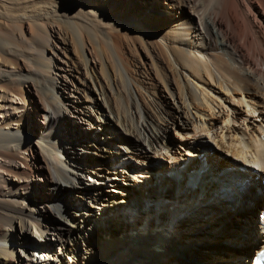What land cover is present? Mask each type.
Masks as SVG:
<instances>
[{
	"label": "bare ground",
	"instance_id": "obj_1",
	"mask_svg": "<svg viewBox=\"0 0 264 264\" xmlns=\"http://www.w3.org/2000/svg\"><path fill=\"white\" fill-rule=\"evenodd\" d=\"M144 2L130 9L127 0H0V110L27 82L44 124L36 137L6 118L0 124V169L18 184L0 183V264H221L222 244L237 248L233 264H250L263 244L264 0ZM114 38L147 50L149 81L141 80L155 87L160 106L125 69ZM104 47L135 117L113 107L100 85L99 71L109 84L113 77ZM68 122H88L79 137H99L95 151L70 153L77 128ZM31 144L25 160L41 171L37 181L46 167L45 189L17 166ZM53 215L62 223L52 224Z\"/></svg>",
	"mask_w": 264,
	"mask_h": 264
},
{
	"label": "rangeland",
	"instance_id": "obj_2",
	"mask_svg": "<svg viewBox=\"0 0 264 264\" xmlns=\"http://www.w3.org/2000/svg\"><path fill=\"white\" fill-rule=\"evenodd\" d=\"M131 1H133V3L138 7V9H144V8H146L145 7L146 4H145L144 0H127V6H129L130 9L131 8L134 9L133 4H131ZM101 4H103V3H101ZM161 6H162V8H159L158 9L159 12L160 11H163L162 9H165L166 8V5H164V4L161 5ZM156 12H157V10H156ZM24 27L26 28V26H24ZM25 28H24L25 34L28 35L27 34L28 31H26ZM83 39H84V41H86L87 40V37H85V35H83ZM68 40H69L68 42H70V44H69L70 46L69 45L68 46L69 47L72 46V50H74V54H75L79 50L77 49V47H75V44L73 43V39L69 35H68ZM114 40H115L116 49H117L120 57L122 56L121 59H122L123 65L125 64V66H126L125 69L130 73V75L132 76L133 80L136 81V83L138 85H142L143 87L145 86L146 89H144V90H146L147 93H150V95L153 97L156 94V92H157V91H155V87H153L152 85H150L151 87H153V89H152L150 86H146L145 83H143L144 80L149 81L147 79V77L145 76V74L142 73V71H144L143 70L144 67H146V66L149 65V59L147 58L148 55H147V52H146L147 50H144L143 48L140 47L139 44H137V43H135L133 41L123 40V41H120L119 42V40H116L115 38H114ZM55 41H56L58 47H60V46L62 47V44L57 39ZM71 42H72V44H71ZM70 51H71V49H70ZM70 51H68V54L73 55V51H71V52ZM103 51H104V55L105 54L107 56L109 55V58H106V59L109 60V61H111V63L108 61L110 64L108 62L105 63V67L107 66L106 69H107L108 75H109L108 78L110 79L112 76L113 77L110 79V81H111L110 82L111 85H110L107 82V79L106 78L104 80L105 82L103 81V78L105 77L104 76L105 75L104 74V71H102V72L99 71L100 74L98 73V80H100V85L102 86V84H103L104 91L106 92V94L108 96V100L110 99L109 103L113 107H115V108H118L119 107L118 108V111L121 112V114L122 113H125V116H128L130 114V112H132L133 115H134V117H135V114H134L135 102H134L133 97L130 96L132 94L129 92V90L126 87V85H124L125 83H124L121 75H118V74L116 75V73H115L116 72V70H115L116 68L113 65L114 63H113V61L111 59V55L109 54L108 49L104 47L103 48ZM61 52L62 51L56 50V53L57 54H60L61 55ZM48 55H51V54L48 52ZM76 55H77V53H76ZM91 55L93 57H97L95 51L92 52ZM106 55H105V57H107ZM13 63L16 66H18L19 68H21V66H22V63L19 60L18 61H13ZM160 63L158 62V64L159 65H162V67H163V64H160ZM134 71H136V72H134ZM163 71L165 72V70H163ZM154 73H157L158 74L159 71L158 70L156 72L154 71ZM101 74L102 75L104 74V75L101 76ZM140 75H142L143 77L140 76ZM80 77H82V76H80ZM141 78L144 79V80H141ZM155 78H156V80L158 79L157 75H156ZM121 80H122V83H121ZM168 80H169V78H168ZM78 81H79L78 79H75L74 78V90H75V85L76 86L78 85ZM154 81H155V79H154ZM105 83H106V85H105ZM147 87H149V88H147ZM111 88H112V92L110 91ZM124 89H126L128 92L126 90H124ZM144 90H141V94L142 95H145L144 94ZM153 90L155 91L154 94H152L153 93ZM125 92H126V94H125ZM127 94H128V97H127ZM151 96H148V97H151ZM120 97H122V98H120ZM155 97H157V98H155ZM144 98L146 99L147 97L144 96ZM153 99H155L154 103L157 102L159 106L162 104V101L159 98L158 94H156L153 97ZM122 100H124V101L122 102ZM145 101H148V102L145 103L146 106H147V104L149 106L153 105L152 102H150L149 100H145ZM0 102H1V99H0ZM119 102H122L121 105H120ZM132 102H134V103H132ZM115 104H116V106H115ZM122 104H123V107H121ZM126 105L127 106L129 105V106L126 107ZM12 107H17L18 109L17 110H14V108H12ZM41 107H42V105H41V103L39 101V97L37 96V93L35 91V88L33 86H31L27 82L26 83L25 82H21L20 84H18V87L16 88V94L11 95V97L9 98L8 105L5 106V108L3 110H0V124L4 120V118H6L7 121H8V123H10V125L12 124L13 128H20L21 130H24L25 132L30 133L32 135V137H36V136H38V134L42 130V127L44 126V124H43V118H42V110H41ZM12 111L15 113V115L12 114L13 113ZM98 112L101 113V110H98ZM4 113H6V117H5ZM15 120H20V122L19 123H16ZM68 124L70 126H72V127L77 128V130L75 129V132H73L75 134V136H76L75 139L67 138L68 140L66 141L67 145L69 147H72L70 153L71 154H75V153L76 154H79V148L80 149H86L87 148L89 151H95L96 147H95L94 144L97 143V142H100L99 141V137H95V136L94 137H90V138L88 137V139L86 138V135L84 137L83 136L82 137L81 136L79 137V134L81 133V130L79 128H81V129L84 130L88 126L87 125L88 122H79V123H71V122L69 123L68 122ZM169 133L170 134H169V137L168 138H169V140H171L172 142H174V150H176L178 153H181L182 154L183 152L181 150H179L180 149L179 141H177V138L173 134V131L172 130L171 131L169 130ZM98 135H99V133H98ZM110 141L113 142L114 139H112ZM82 143H87L88 145L87 146H83ZM67 145H66V147H67ZM75 147H76V149H74ZM105 147L108 149V152L106 151L107 153L106 152L105 153L109 155L108 158H107V159H109L111 153L114 152L115 146L113 144H109L108 146H105ZM30 152L33 153V145L32 144H31V146H28L27 149H25L23 151L22 156L24 157V163L18 162L17 163V166H18L19 170L22 171V173L28 174L27 175L29 177V180H28L29 182L28 183H30V180L34 178V183H38L39 188L45 189V187H47L50 184L49 183V174L47 172L48 170L44 166V169L43 170H44V173H46V178L44 176V178H45L44 181L43 180H40V181L35 180L36 175H41V171H39L38 168L36 169L33 166H31V165H28L27 166V161L25 160V158L26 159L27 158H31L30 155H29ZM36 155H37V153H36ZM38 157L40 158V160L42 159V157L40 156L39 153H38ZM90 157H94L95 159H102L99 156L91 155V154H90ZM153 160L155 161L157 159H153ZM157 161L158 162H161L162 164H164V162L161 161V160H157ZM25 163H26V167H28V169H26V171H24L25 170ZM164 165H166V164H164ZM0 176H1L0 177V183L1 182L2 183H5L6 182V183L12 184L14 186H17L18 185L17 182H16L17 180H13V178H11L9 175H7L3 171H1V169H0ZM86 178H87L86 174L84 175V173H83L81 175V177H80V181H79L80 184L78 185V187H76L74 189V190H76V192L78 194H80L85 189L84 187H87L86 184L85 185L83 184V182H85V179ZM36 188H38V187H36ZM62 194H64V195H62L63 196L62 198L64 199L65 202L71 200V198L67 197V196H69V193L65 192V193H62ZM75 204H78V203H75ZM130 206L132 207V205H129L128 207H130ZM77 211H79V213L84 212L85 211V208L79 207V210H77ZM95 212H97V211H95ZM80 216L81 215H79L78 217H80ZM94 216H96V215H94ZM56 217L53 215V217L51 219V223L52 224L62 223V218L59 217V216H56ZM255 218L256 217H254V220H255ZM35 237L37 238L38 237V234ZM52 237H54V236L48 235V239H51L50 242L51 243H54V241H53L54 239H52ZM171 240L174 241V242H176L174 239H171ZM55 246H56V244H54V247ZM217 247H218V250H223V251L220 252L221 255L222 254L224 255L225 254L224 252L227 253V255H226L227 258L221 259L222 260L221 264H233L234 259L237 258V255H236V252H238L237 248H235L234 246H226L224 244L216 246V249H217ZM33 248H34V246H33ZM34 251H37V250L35 249ZM35 254L37 255V253H35ZM65 263L68 264L67 262H64V264ZM34 264H38V262L37 263H34Z\"/></svg>",
	"mask_w": 264,
	"mask_h": 264
}]
</instances>
